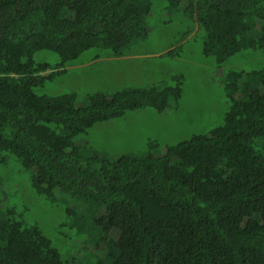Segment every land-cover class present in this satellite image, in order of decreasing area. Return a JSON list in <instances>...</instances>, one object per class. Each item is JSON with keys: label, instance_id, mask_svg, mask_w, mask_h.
<instances>
[{"label": "trees", "instance_id": "obj_1", "mask_svg": "<svg viewBox=\"0 0 264 264\" xmlns=\"http://www.w3.org/2000/svg\"><path fill=\"white\" fill-rule=\"evenodd\" d=\"M166 1L174 7L181 0ZM188 3L206 33L202 53L211 63L238 53L264 55V0ZM152 5L0 0V166L15 163L30 190L50 203L77 197L102 207L96 233L79 234L76 253L66 257L37 225L16 218L17 205L0 179V264H74L73 256L96 251L101 264H264V65L229 68L222 123L167 145L161 155L148 141L137 155L109 160L77 136L127 110L163 112L170 99L178 104L181 75L171 77L173 84L160 80L108 97L86 93L81 101L73 91H40L84 53L93 62L105 52L135 54L127 50L147 36ZM40 50L58 61L38 59ZM72 225L78 227L76 218Z\"/></svg>", "mask_w": 264, "mask_h": 264}, {"label": "rangeland", "instance_id": "obj_2", "mask_svg": "<svg viewBox=\"0 0 264 264\" xmlns=\"http://www.w3.org/2000/svg\"><path fill=\"white\" fill-rule=\"evenodd\" d=\"M145 21L147 36L132 43L127 50L141 55L138 59L113 68L108 67L109 52L95 62L85 60L91 52L84 53L79 61L67 67L66 73L46 80L40 88L47 94L73 91L81 101L86 93L97 92L108 97L123 88H144L158 84L160 80L173 84L172 76H182L183 89L178 104L170 99L163 112L146 106L127 110L122 118L96 123L77 136V140L86 143L97 156L109 160L120 155H137L146 150L148 141L154 143L152 152L161 155L167 145L193 134H204L220 125L228 108L223 86L225 72L229 68L241 71L264 65V55L247 58L240 53L230 56L222 64L216 65L213 60L211 63L202 53L206 33L198 27L188 0H181L174 7L166 0H153ZM173 48L175 51L170 52ZM36 57L49 63L58 61L49 50L37 51ZM0 179L9 200L17 205L19 214L16 212V218L37 225L64 256L76 253L73 249L75 242L80 240L79 234L83 238L96 233L94 219L101 213V206L77 197L50 203L30 190L27 174L11 161L0 166ZM14 187L18 191L16 196L12 194ZM80 211L83 216L74 217ZM75 218L78 227L72 225ZM73 257L76 258L74 264L102 263V252Z\"/></svg>", "mask_w": 264, "mask_h": 264}, {"label": "crops", "instance_id": "obj_3", "mask_svg": "<svg viewBox=\"0 0 264 264\" xmlns=\"http://www.w3.org/2000/svg\"><path fill=\"white\" fill-rule=\"evenodd\" d=\"M137 56H141V55H139L138 53L123 54L121 56H116V57L109 55V58L107 60L108 61V67H113V68L121 67L122 64L131 63V61ZM87 62H93V61H87ZM129 69H130V67L128 68V71H129Z\"/></svg>", "mask_w": 264, "mask_h": 264}]
</instances>
